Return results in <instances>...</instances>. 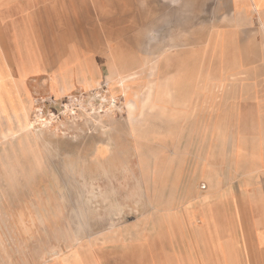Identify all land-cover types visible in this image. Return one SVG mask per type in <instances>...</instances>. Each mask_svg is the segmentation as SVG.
I'll use <instances>...</instances> for the list:
<instances>
[{"label": "rangeland", "instance_id": "374dc122", "mask_svg": "<svg viewBox=\"0 0 264 264\" xmlns=\"http://www.w3.org/2000/svg\"><path fill=\"white\" fill-rule=\"evenodd\" d=\"M152 6L90 0L89 17L64 12L62 35L48 32L56 58L48 62L63 65L47 66L45 93L32 98L19 129L0 130V157L9 156L0 161V264H230L217 258L232 245L226 212L209 199V231L200 197L182 195L216 166L212 148L198 143L199 126L213 138L215 116L186 115L197 129L181 130L188 125L160 113L174 105L160 88L173 70L194 79L219 73L205 60L236 52L222 44L209 51V35L151 33L152 20L170 30Z\"/></svg>", "mask_w": 264, "mask_h": 264}, {"label": "crops", "instance_id": "0c3cea01", "mask_svg": "<svg viewBox=\"0 0 264 264\" xmlns=\"http://www.w3.org/2000/svg\"><path fill=\"white\" fill-rule=\"evenodd\" d=\"M116 1L141 4L147 0ZM155 2L157 7L152 6L151 11L165 13L167 22H162L161 27L170 30H155L160 26L152 20L151 33L209 35V51L222 44L230 45V50L236 52L205 60L212 61L210 66H220L219 73L213 69L194 79L182 70H173L163 80L167 88L160 90H167L166 98L174 105L160 113L173 116L168 120L184 126L188 125L186 115L215 116L208 128L214 132L213 140L199 126L198 143L212 148L216 166L200 174V188L194 179L189 186L185 183L182 195L200 197L204 212L201 211L199 221L204 216L209 231L213 225L208 213L209 199L214 197L217 214L219 209L226 212L223 216L230 221L228 242L232 245L229 250L224 246L218 259H229L230 264H264V0H167L163 5L160 0ZM81 9L89 17L90 0H0L1 131L18 130L19 121L30 114L32 98L45 93L47 66L63 65L48 62L56 59L52 54L48 56V32L62 35L57 32L58 20L64 12ZM48 19L54 21L48 23ZM119 20L122 26V13ZM250 51L254 53L249 54ZM177 66L183 65L174 67ZM222 115L232 116L229 125L219 121L217 116ZM196 129L189 124L181 130ZM8 158L0 161L8 162Z\"/></svg>", "mask_w": 264, "mask_h": 264}, {"label": "bare ground", "instance_id": "6f19581e", "mask_svg": "<svg viewBox=\"0 0 264 264\" xmlns=\"http://www.w3.org/2000/svg\"><path fill=\"white\" fill-rule=\"evenodd\" d=\"M151 89H152L151 86L150 87H149V85L146 86V93L144 94V98L141 100V104H143V105L145 104L146 105L151 100V98H150V96H151ZM133 107L134 106H133V103L132 102H127L126 103V109L128 111L132 112ZM36 165H39V164L37 162H35V163H33L32 167L33 168H36L37 167Z\"/></svg>", "mask_w": 264, "mask_h": 264}]
</instances>
